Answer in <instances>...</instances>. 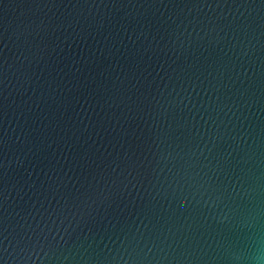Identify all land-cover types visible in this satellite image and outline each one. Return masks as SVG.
I'll list each match as a JSON object with an SVG mask.
<instances>
[{
  "label": "water",
  "instance_id": "obj_1",
  "mask_svg": "<svg viewBox=\"0 0 264 264\" xmlns=\"http://www.w3.org/2000/svg\"><path fill=\"white\" fill-rule=\"evenodd\" d=\"M0 264H264V0H0Z\"/></svg>",
  "mask_w": 264,
  "mask_h": 264
}]
</instances>
